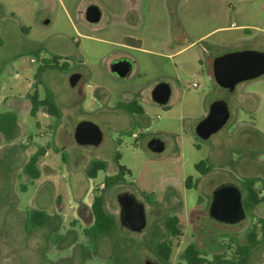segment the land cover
I'll return each instance as SVG.
<instances>
[{"label": "rangeland", "instance_id": "374dc122", "mask_svg": "<svg viewBox=\"0 0 264 264\" xmlns=\"http://www.w3.org/2000/svg\"><path fill=\"white\" fill-rule=\"evenodd\" d=\"M0 3V264L68 262L73 256L69 245L74 242L80 247L79 259L88 260L81 264H110L111 259L92 257L96 241L85 235L79 213L90 222L87 207L104 176L114 169L115 150L128 172L122 182L105 190L106 208L116 214V194L130 191L146 205L147 222L141 233L121 226L114 231L112 216L106 212L110 223L101 232L110 235L100 239V255L112 244L117 249L119 244L129 243L124 247L127 256L131 264H138L132 245L146 241L153 219L169 210L177 212L185 225L182 235L174 239L171 261L194 239L209 247L205 253L211 257L214 251H224L232 258V248L240 247L248 228L264 215V202L249 209L243 200L247 178H253L264 194V74L239 82L230 91L215 82L212 59L233 50L264 51V0ZM90 3L101 8L97 23L84 18ZM20 26L28 32H22ZM118 57L130 59L132 74L120 78L110 71ZM52 58L67 66H46ZM72 72L81 73L75 86L68 83ZM160 81L170 84L166 104H158L150 96ZM34 82L40 95L45 88L53 93L59 118L42 109L35 116L22 110L25 103L18 98L31 91ZM131 98L142 106L141 114L117 106ZM215 99L226 101L230 116L218 131L201 139L194 132L195 124ZM102 106L118 117L93 119L91 111ZM83 119L94 120L100 127L99 144L74 140V127ZM152 137L164 142L163 150L147 148ZM39 146L47 150L38 165L45 163L54 171L32 180L20 165ZM92 157L104 159L108 166L88 178L84 168ZM201 159L213 165L205 174L194 167ZM188 175L196 183L189 188L185 185ZM227 182L241 188L245 210L244 218L232 224L208 215L213 188ZM31 208L48 212L52 219L27 235L28 225L15 211ZM258 237L262 243L257 254L264 252V230H259ZM142 250L153 256L147 246ZM77 259L72 257V261ZM256 264H264V259Z\"/></svg>", "mask_w": 264, "mask_h": 264}, {"label": "water", "instance_id": "95a60500", "mask_svg": "<svg viewBox=\"0 0 264 264\" xmlns=\"http://www.w3.org/2000/svg\"><path fill=\"white\" fill-rule=\"evenodd\" d=\"M102 15L101 8L96 3L85 7L84 18L89 23H96ZM47 20L44 21L46 23ZM132 70V62L126 57H119L110 64V71L123 78ZM264 74V51L257 49H241L224 52L212 59V76L215 82L223 88L232 91L236 84ZM81 73L72 72L68 77L70 86H75ZM171 93L170 84L166 81L156 83L151 89V99L158 104H166ZM230 116L229 107L224 99H215L206 114L194 127L195 134L206 139L218 131ZM74 140L78 144H99L102 140L100 127L89 119L80 120L74 127ZM149 150L159 152L164 148V142L158 137H152L146 142ZM120 205V222L131 230L140 231L146 224L144 203L130 191L116 194ZM210 218L223 223H236L245 216L241 188L231 182L222 183L213 188L208 205ZM145 264H155L146 259Z\"/></svg>", "mask_w": 264, "mask_h": 264}, {"label": "trees", "instance_id": "16d2710c", "mask_svg": "<svg viewBox=\"0 0 264 264\" xmlns=\"http://www.w3.org/2000/svg\"><path fill=\"white\" fill-rule=\"evenodd\" d=\"M0 12H2V6L0 3ZM22 32L27 33L28 29L26 27L20 26ZM135 46V45H134ZM46 66L55 67V68H64L67 66L65 61H62L61 64L58 63L56 58H52L50 64ZM45 67V65H44ZM36 77L39 79V73ZM18 100L25 103V107L22 109L27 111L31 115H36L39 109H42L46 113L53 115L57 118L60 117V109L54 99L53 93L45 88L44 94L40 95L37 88V84L34 82L32 85V90L27 92L23 97L18 98ZM117 106L120 109H125L130 113L141 114L143 112L142 106L136 101L135 98H131L127 101L118 102ZM17 107V105H16ZM46 146H39L35 152L26 157L23 163L20 165L22 172L27 174L30 179H35L40 176L41 173H48L54 171L53 167L50 165H38L39 158L46 152ZM63 159L65 156L62 155ZM120 153L115 150L113 154V166L114 169L111 173H108L104 176L102 185L97 193L93 195V200L90 205V212L93 216V221L89 226H86L84 229L85 235L88 239L91 238L92 241H97L98 238L103 234L101 230L104 226H109V221L106 216V209L104 207V192L109 187L118 184L124 180L123 175L128 172V169L125 165L119 163ZM108 163L104 159L92 157L87 162L84 172L88 178H93L96 176L99 170H107ZM196 171L201 174H205L213 168L212 163L208 159H201L194 163ZM192 176L188 175L185 179V185L189 188L196 183H191ZM244 189V205L249 209H252L258 203L264 202V194L261 192L259 187H256L255 180L253 178H247L243 185ZM15 211V210H14ZM18 213L21 222H24L27 235L32 232V230L44 226L49 223L52 219L51 215L38 208H31L28 211H15ZM165 224L172 235L180 234L181 229L178 225L177 216H169L165 219ZM113 226V222H112ZM259 230H264V215L256 218L255 222L248 228L245 233L244 241H241L239 248H232L234 251L232 258L225 254V260L228 261H238V264H245L248 260V257L251 253V250L259 243L260 239L258 237ZM106 234V233H104ZM157 252L163 257H168L170 254V246L167 243H161L157 246L154 245ZM232 245L227 244L226 248L231 249ZM200 252L197 250L194 244L190 243L189 248L185 251V258L187 259V264H200L204 257H199L197 260V255ZM237 257H239L237 259ZM197 260V261H196ZM236 261V262H237Z\"/></svg>", "mask_w": 264, "mask_h": 264}, {"label": "flooded vegetation", "instance_id": "af4514ba", "mask_svg": "<svg viewBox=\"0 0 264 264\" xmlns=\"http://www.w3.org/2000/svg\"><path fill=\"white\" fill-rule=\"evenodd\" d=\"M125 15H127V13H125ZM92 200H93V197L91 199L89 206L87 207L89 212H90V205L92 203ZM116 202H117V212H116V214L115 213L113 214L107 210L106 204H105V198H104V207L106 209V212H108L112 216L114 231L118 226H121V227L126 228L129 231L141 233L144 230L146 224L140 231L131 230L128 227L121 224L120 217H119L120 216V205H119L117 199H116ZM144 206H145V213H147V207L145 204H144ZM90 214H91V212H90ZM79 215H81L80 219H81L82 223L84 224V226H89L94 219L93 216L91 215V220L88 223V222H85L81 213H79ZM173 215L177 216V218H178V225L181 229L180 234L172 235L169 232V230L165 224V219L167 217L173 216ZM214 221H216V220H214ZM146 222H147V218H146ZM217 222H219V221H217ZM220 223H223V222H220ZM184 227H185L184 222L177 212L167 210V211H164L163 214L156 216L153 219V228H152L151 232L148 233L147 240L146 241H140L141 243L139 241H135V243L133 242L134 244L132 245L133 246L132 248H135V250H133V251L135 253H137L138 264H145L146 259L153 261L155 264H187V259L185 258V251H187V248H189L190 243L194 244L195 247L197 248V250L200 252L197 255V260L199 257H204V260L200 264H238L237 262H234V263L231 261L227 262L225 260L226 255H225L224 251H214L215 254H214V256L211 257L209 254L205 253L209 249V247L202 246V245L198 244L195 239L193 240V242L189 241L188 243L183 245L182 248L179 250L178 259L175 262L171 261V254H172V249H173V245H174V239H178L179 236L182 235ZM108 235H110V234H102L98 238V240L95 242L96 243L95 244V250H94L95 254H93L92 257L97 258V259H100V258L101 259L106 258L109 260L111 259L110 264H131L130 255L127 256V250L128 249L124 248V247H127L129 245V243L127 245H123V246H120V244H119L117 249H114V247H113L114 245L112 244V247L110 248V250L108 252H106L105 254L100 255L98 253L99 246H100V239L102 237H105V236L108 237ZM191 235L194 236L195 233L192 232ZM161 243H167L170 246V254L168 255V257H163L162 255H160L154 246V245L157 246L158 244H161ZM261 243L262 242L259 241V243L251 250V253H250L248 260L246 261L245 264H247V262H251V264H256V263L262 262V259H264V252H260L259 254H257V252L259 251V247L261 246ZM142 246H147L148 249L151 250V253L153 254V256L149 257L147 254H145L142 250ZM69 247L72 250L73 256H70V258L68 259V262H66L65 259L60 260L61 264H71V263H73V264H79L80 263L81 264V263H87L88 262V260H86V259L80 260L79 255L77 256V253H78L80 247H78L76 245V242L69 245ZM77 248H78V250H77ZM72 257H75L78 259L76 261H72ZM90 264H93V263H90Z\"/></svg>", "mask_w": 264, "mask_h": 264}, {"label": "crops", "instance_id": "0c3cea01", "mask_svg": "<svg viewBox=\"0 0 264 264\" xmlns=\"http://www.w3.org/2000/svg\"><path fill=\"white\" fill-rule=\"evenodd\" d=\"M122 46H126V47H128V45H126V44H121ZM119 58V57H118ZM133 73V68H132V70H131V72L129 73V75L130 74H132ZM128 75V76H129ZM127 77V76H126ZM151 93V92H150ZM151 96V95H150ZM119 114V113H118ZM91 115H92V118L93 119H95V120H97V119H100V118H106V117H112V116H115V117H118L117 115H115L114 113H109V110L108 109H105L103 106L101 107V108H96V109H94L93 111H91ZM120 115H121V117L123 116V113L121 112L120 113ZM102 120V119H101ZM92 121H94V120H92Z\"/></svg>", "mask_w": 264, "mask_h": 264}, {"label": "built area", "instance_id": "2783aa9c", "mask_svg": "<svg viewBox=\"0 0 264 264\" xmlns=\"http://www.w3.org/2000/svg\"><path fill=\"white\" fill-rule=\"evenodd\" d=\"M32 60V59H31Z\"/></svg>", "mask_w": 264, "mask_h": 264}]
</instances>
